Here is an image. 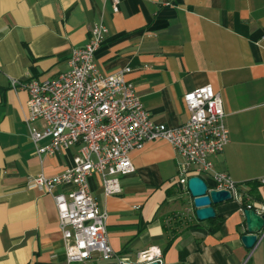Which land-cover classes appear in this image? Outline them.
Masks as SVG:
<instances>
[{
	"label": "crops",
	"instance_id": "crops-1",
	"mask_svg": "<svg viewBox=\"0 0 264 264\" xmlns=\"http://www.w3.org/2000/svg\"><path fill=\"white\" fill-rule=\"evenodd\" d=\"M98 20L107 27L94 52L98 71L127 67L125 78L152 121L183 123L181 97L190 89L208 84L219 93L227 142L211 157L213 167L237 184L243 201L264 205V0H119L116 12L108 0H0V264H64L52 196L26 181L61 172L78 153L77 145L34 152L24 123L27 93L9 81L55 77ZM33 125L42 128L41 121ZM128 156L133 171L118 177V193L104 196L100 176L87 177L116 254L132 258L155 246L164 264H264V227L252 248L240 241V199L213 205L222 222L210 234L206 220L184 213L177 156L166 141H147ZM69 189L59 184L53 192Z\"/></svg>",
	"mask_w": 264,
	"mask_h": 264
},
{
	"label": "built area",
	"instance_id": "built-area-1",
	"mask_svg": "<svg viewBox=\"0 0 264 264\" xmlns=\"http://www.w3.org/2000/svg\"><path fill=\"white\" fill-rule=\"evenodd\" d=\"M108 2L116 12L119 0ZM106 33L102 20L94 22L86 41L70 49L65 70L55 77L10 79L12 90L27 93L24 123L37 155H53L78 146L72 166L52 176L39 173L28 177L26 186L52 196L64 264H164L155 246L138 251L132 258L110 248L105 231L107 215L91 196L87 177L92 173L100 176L104 196L118 193V177L133 171L129 152L147 141L162 139L177 156L175 184L179 196L188 194L186 180L195 175L203 180L209 177L212 189L227 190L231 197L240 199L237 184L225 172L214 169L211 159L227 142L222 99L208 84L195 87L182 94L187 111L183 123L167 126L152 121L133 84L125 78L127 67L106 75L98 71L94 52ZM35 121L42 122L40 130L33 125ZM44 139L47 142L40 144ZM259 182L264 184V177ZM59 184L70 189L53 192ZM188 199L191 203L190 195ZM253 209L264 213L262 204Z\"/></svg>",
	"mask_w": 264,
	"mask_h": 264
},
{
	"label": "water",
	"instance_id": "water-1",
	"mask_svg": "<svg viewBox=\"0 0 264 264\" xmlns=\"http://www.w3.org/2000/svg\"><path fill=\"white\" fill-rule=\"evenodd\" d=\"M186 188L191 197L193 215L198 221L214 217L213 205L231 198L227 190L208 188L205 181L195 175L187 178ZM242 215L246 233L240 236V241L244 247L252 248L257 240V233L264 227V214L255 213L253 208H245L242 210ZM144 264L156 263L147 262Z\"/></svg>",
	"mask_w": 264,
	"mask_h": 264
},
{
	"label": "trees",
	"instance_id": "trees-1",
	"mask_svg": "<svg viewBox=\"0 0 264 264\" xmlns=\"http://www.w3.org/2000/svg\"><path fill=\"white\" fill-rule=\"evenodd\" d=\"M204 181L206 182V180H204ZM206 184H207V182H206ZM247 184L249 185V194H250L251 199H252V198H254V195L252 193V188H253V185L255 184V181H249V182H247ZM207 186H208V184H207ZM237 189H239V188L237 187ZM243 199L244 198L241 196L240 200H241V208H242V210L246 208V205L248 203H250L248 201H246V202L243 201ZM251 207L253 208V205H251ZM206 222H207V229H206L207 232L210 233V234H214L215 232L218 231L219 226H220V224L222 222V219L215 214L214 217L207 219ZM190 225H187V227L190 226ZM171 240H172V237L168 239L167 245L170 244ZM185 254H186V250L185 249L179 250L178 251L179 260H183Z\"/></svg>",
	"mask_w": 264,
	"mask_h": 264
},
{
	"label": "rangeland",
	"instance_id": "rangeland-1",
	"mask_svg": "<svg viewBox=\"0 0 264 264\" xmlns=\"http://www.w3.org/2000/svg\"><path fill=\"white\" fill-rule=\"evenodd\" d=\"M180 197H183V199H187L186 200V205H185V210L184 213L186 215H192L193 216V207L190 203V200L188 199L189 197V193L188 194H182ZM184 218V217H183ZM185 219V218H184Z\"/></svg>",
	"mask_w": 264,
	"mask_h": 264
}]
</instances>
